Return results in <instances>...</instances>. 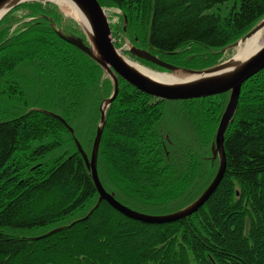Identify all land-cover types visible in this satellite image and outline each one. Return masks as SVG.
I'll return each instance as SVG.
<instances>
[{
  "label": "trees",
  "instance_id": "trees-1",
  "mask_svg": "<svg viewBox=\"0 0 264 264\" xmlns=\"http://www.w3.org/2000/svg\"><path fill=\"white\" fill-rule=\"evenodd\" d=\"M100 2L126 17L135 47L195 70L221 61L220 52L264 15V0ZM18 10L27 21L12 30ZM42 15L59 25L68 20L61 27L81 35L55 5L40 1L16 7L0 22V264H264V70L241 88L224 136L225 173L197 212L145 224L102 201L80 220L98 193L71 133L46 112L64 119L90 156L99 105L112 84ZM118 85L99 144V180L140 213L178 211L216 174L210 144L228 93L172 102L120 78Z\"/></svg>",
  "mask_w": 264,
  "mask_h": 264
},
{
  "label": "water",
  "instance_id": "water-1",
  "mask_svg": "<svg viewBox=\"0 0 264 264\" xmlns=\"http://www.w3.org/2000/svg\"><path fill=\"white\" fill-rule=\"evenodd\" d=\"M33 1L53 4L57 6L63 16H66V14L62 12L63 10L61 11V8L51 0H0V22L16 7ZM66 1L70 2L74 7L73 10H71L73 12V16H71L72 18H68L78 26L81 30L82 36L67 33L62 28H59L51 17L43 15L41 17L49 22L50 27L61 40L74 46L90 60L99 65L112 84L110 96L104 98L99 105L100 118L97 123L90 156H88L83 150L80 142L75 137L74 130L64 121V119L54 113L46 112L61 121L71 133L77 151L82 156L98 193L96 205L83 219L80 220L88 218L97 208V205L102 201L106 202L112 209L124 217L145 224L172 223L197 212L215 192L225 173L226 157L223 145L224 136L228 125L233 121V117L236 114L241 88L248 79L264 70V43L253 53L243 56V58H245L242 60H238L239 57L237 56L239 53L236 51V48L241 43H244L255 33L264 29V15L243 37L222 50L225 52L231 51L232 54L228 59L203 69L195 70L177 67L162 61L157 56L151 54L148 50L139 49L128 44V51L132 57L149 62L164 70L157 73L170 74L180 80L175 81L174 83H163V81L156 80L140 72L133 66L132 61L127 59L119 51L114 42L108 10L102 6L100 0ZM124 24H126L125 16ZM118 78L122 79L139 92L163 101L185 102L207 98L222 93H229L228 102L219 121L214 141L211 144L212 159H218L219 165L217 172L205 191L193 202L178 211L165 215L140 213L117 201L113 193H108L99 180L96 167L98 149L106 124L107 111L118 94ZM63 228L64 227L53 229L38 238L46 237Z\"/></svg>",
  "mask_w": 264,
  "mask_h": 264
},
{
  "label": "rangeland",
  "instance_id": "rangeland-1",
  "mask_svg": "<svg viewBox=\"0 0 264 264\" xmlns=\"http://www.w3.org/2000/svg\"><path fill=\"white\" fill-rule=\"evenodd\" d=\"M106 9L108 10V16H109V19H110V22H111V26H112L114 42H115V45L117 46V48L119 49V51L127 59H129L130 61H132L134 63H137V64H139L141 66H144V67H146L148 69H151L153 71H156V72H162L161 70L155 69L154 67L146 66V65L140 63L137 59L133 58L130 55V53L128 51V44H131V45L135 46L136 43L135 42L132 43V41H130V39L126 35V24H127V20H126V24H124V15L118 9H114V8H106ZM25 13L26 12L25 11H22V10H18V11H15L14 13H12L11 16H13V17H15L17 19V22L13 25V29L12 30L16 29L17 27H20L24 22L27 21L26 18H22V16H24ZM64 19H69V18L66 17V16H64ZM66 21H68V20H66ZM66 21L63 20L61 25L57 24L56 22L55 23L58 25L59 28H62L63 29V27H61V26H67ZM119 27H120V30H119ZM63 30H65V29H63ZM65 31L67 33H73V34H75L74 32L69 31V30H65ZM79 31L81 32L80 29H79ZM75 35H77V34H75ZM79 36H82V33ZM220 53H222L221 61L228 59L230 57V55L232 54L231 51H227V52L221 51ZM221 61H219V62H221ZM228 97H229V93H228ZM172 102H180V101H172ZM215 134H216V132H215ZM189 138H193V140L194 139L196 140V136L195 135H193V137H189ZM214 138H215V136H214ZM212 142H211V144H212ZM211 144H210V150H211ZM210 159H211V161H214L216 159V158L215 159H212V152H211ZM217 169H218V167H217ZM177 187H178V185H177Z\"/></svg>",
  "mask_w": 264,
  "mask_h": 264
},
{
  "label": "bare ground",
  "instance_id": "bare-ground-1",
  "mask_svg": "<svg viewBox=\"0 0 264 264\" xmlns=\"http://www.w3.org/2000/svg\"><path fill=\"white\" fill-rule=\"evenodd\" d=\"M43 1H45V0H43ZM51 1L55 4H57L58 7L61 8L60 10L61 11L63 10L62 12L65 13L67 17L73 16V12L71 10H73L74 7L70 2H68L66 0H51ZM263 43H264V29L255 33L253 36L248 38L244 43H241L236 48L237 53H239L237 56V57H239L238 60H242L245 58V57L243 58V56L248 55V54L256 51ZM132 64L135 68H137L143 74H146L149 77L154 78L156 80L163 81V83H165V82L174 83L175 81H180L179 78L174 77L173 75L157 73L156 71L148 69V68L141 66L137 63L132 62Z\"/></svg>",
  "mask_w": 264,
  "mask_h": 264
}]
</instances>
